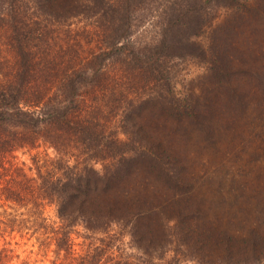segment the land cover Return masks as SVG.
I'll use <instances>...</instances> for the list:
<instances>
[{
  "label": "rangeland",
  "instance_id": "obj_1",
  "mask_svg": "<svg viewBox=\"0 0 264 264\" xmlns=\"http://www.w3.org/2000/svg\"><path fill=\"white\" fill-rule=\"evenodd\" d=\"M71 1L76 15L51 25L55 61L43 77L75 70V99L87 95L86 106H99L119 138L138 128L177 171L161 179L171 188L157 184L173 194L165 212L152 211L159 204L148 201V189V202L124 201L127 214L107 234L126 248L132 231L151 242L165 233L163 260L154 263L264 264V0ZM43 151L53 154L20 147L11 155L30 171L31 155ZM190 211L197 229L179 236L170 225ZM21 212L0 201L6 264H50L54 254L35 227L13 222ZM46 212L54 218L52 208ZM74 229L75 245L105 235Z\"/></svg>",
  "mask_w": 264,
  "mask_h": 264
},
{
  "label": "trees",
  "instance_id": "obj_2",
  "mask_svg": "<svg viewBox=\"0 0 264 264\" xmlns=\"http://www.w3.org/2000/svg\"><path fill=\"white\" fill-rule=\"evenodd\" d=\"M75 15L71 0H0L1 205L23 208L24 217L17 220L12 214V220L35 227L39 244L54 254L50 264H164L153 258L163 260L165 233L151 242L145 232L132 231L124 248L121 237L107 234V228L127 214L125 200L146 202L148 189L153 193L148 201L159 204L152 211L165 212L173 194L161 192L157 184L171 188L161 179L177 177L176 169L165 164L168 157L155 144L138 135V128L119 138L101 121L99 106H86L87 95L75 99V70L67 74L60 69L62 77L44 78L51 76L48 70L55 61L48 37L57 27L51 25ZM56 79L65 86L53 87ZM91 91L96 98L98 92ZM20 147L49 148L53 154L33 153L26 171L11 155ZM48 208L54 218L47 215ZM174 218L170 228L179 236L197 229L191 211ZM77 225L105 235L96 244L82 239L75 245ZM154 243L160 246L156 255ZM5 257L0 249V264H6Z\"/></svg>",
  "mask_w": 264,
  "mask_h": 264
}]
</instances>
